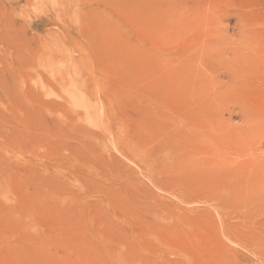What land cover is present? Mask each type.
Wrapping results in <instances>:
<instances>
[{"label": "rangeland", "instance_id": "obj_1", "mask_svg": "<svg viewBox=\"0 0 264 264\" xmlns=\"http://www.w3.org/2000/svg\"><path fill=\"white\" fill-rule=\"evenodd\" d=\"M0 264H264V0H0Z\"/></svg>", "mask_w": 264, "mask_h": 264}]
</instances>
